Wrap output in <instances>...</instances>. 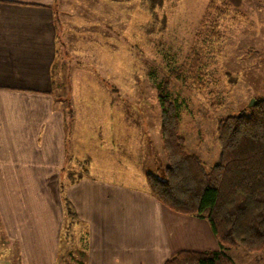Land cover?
<instances>
[{
    "label": "rangeland",
    "instance_id": "rangeland-1",
    "mask_svg": "<svg viewBox=\"0 0 264 264\" xmlns=\"http://www.w3.org/2000/svg\"><path fill=\"white\" fill-rule=\"evenodd\" d=\"M210 1L58 0L60 37L53 95L56 98L60 94L61 107L67 114H74L76 129L86 128L80 124V118H90L92 114L95 115L87 126L90 131L103 122L97 119L98 115L123 113L127 118L132 114L133 120L124 119L119 143L124 150L132 147L157 152L149 168L161 175L167 161L157 96L158 83L167 81L172 98L181 106V131L187 148L199 154L206 167L216 162L220 153L219 119L230 114H248L257 99L264 98V7L254 4V8H245L230 2L238 14L231 12L221 23L220 40H213V44L207 41L210 26L202 25ZM152 4L154 10L150 8ZM202 31L207 32L206 37L201 36ZM192 49L201 52L205 67L201 92L183 85L171 71L182 65ZM32 186L17 185L18 192L10 199L16 192L15 186L7 185L0 196L12 204L19 203L17 210L28 225H41L44 217L48 227H55V223L57 227V204L49 205L54 213L44 204V199H51L50 188L46 186L40 193L44 199L37 201L32 200ZM65 188L62 183L64 199ZM64 211L58 257L54 260V253L48 251V257L41 259L44 264L53 260L55 264H88L90 243L80 239L86 234L76 229L73 239L65 237L71 218L65 207ZM2 218L0 211V264H22L21 241L8 235ZM82 229L87 233L84 226ZM47 246L51 250L49 243ZM228 252L235 264H264V249L248 251L235 246Z\"/></svg>",
    "mask_w": 264,
    "mask_h": 264
},
{
    "label": "crops",
    "instance_id": "crops-1",
    "mask_svg": "<svg viewBox=\"0 0 264 264\" xmlns=\"http://www.w3.org/2000/svg\"><path fill=\"white\" fill-rule=\"evenodd\" d=\"M57 1L0 0V194L14 185L12 199L17 185L32 184V200L39 201L47 186L51 199L44 204L58 208L57 227H48L44 217L41 225L32 226L23 221L19 203L0 196L7 233L21 241L22 264H44L41 257L48 251L54 260L58 257L65 212L62 183L81 223L76 229L84 226L88 233V264H164L182 249H218L207 219L176 212L150 193L146 175L154 172L149 167L157 152L124 150L119 143L124 119L133 120L132 114L98 115L103 122L90 131L92 114L80 118L86 128L76 129L74 114L61 107L60 94L54 97ZM227 1L264 7V0Z\"/></svg>",
    "mask_w": 264,
    "mask_h": 264
},
{
    "label": "trees",
    "instance_id": "trees-1",
    "mask_svg": "<svg viewBox=\"0 0 264 264\" xmlns=\"http://www.w3.org/2000/svg\"><path fill=\"white\" fill-rule=\"evenodd\" d=\"M150 8L154 10V4ZM207 9L202 25L210 26L212 31L208 33L210 40L207 38V41L214 44L220 40L221 23L231 12L238 14V11L227 0H211ZM206 33L202 31L201 36L206 37ZM200 53L192 49L180 67L171 69L183 85L199 92L205 85V67ZM158 89L167 164L161 175L147 173L150 193L176 212L207 219L219 242V248L215 250H179L164 264H235L228 252L231 248L263 250L264 98L257 99L248 114H230L219 119V157L206 167L200 155L187 148L181 131V106L172 98L168 82L160 81ZM64 203L66 214L71 218V228L65 237L72 238L77 233L76 226L81 223L69 201L64 199ZM79 230L86 234L81 226ZM80 237L86 243V236Z\"/></svg>",
    "mask_w": 264,
    "mask_h": 264
},
{
    "label": "water",
    "instance_id": "water-1",
    "mask_svg": "<svg viewBox=\"0 0 264 264\" xmlns=\"http://www.w3.org/2000/svg\"><path fill=\"white\" fill-rule=\"evenodd\" d=\"M255 102H256V100H254L253 103H251V105H254Z\"/></svg>",
    "mask_w": 264,
    "mask_h": 264
}]
</instances>
